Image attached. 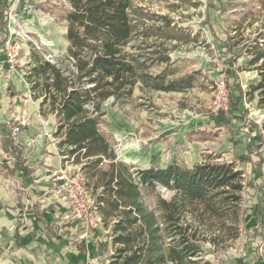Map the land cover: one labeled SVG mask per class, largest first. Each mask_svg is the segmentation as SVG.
I'll use <instances>...</instances> for the list:
<instances>
[{
	"label": "rangeland",
	"instance_id": "374dc122",
	"mask_svg": "<svg viewBox=\"0 0 264 264\" xmlns=\"http://www.w3.org/2000/svg\"><path fill=\"white\" fill-rule=\"evenodd\" d=\"M5 2L0 0L3 24L0 27V67L5 71L1 83L6 85L9 98L19 94L18 104L28 106L26 110H29L27 103L37 98L33 82L26 74L39 56L52 61L66 54L70 45L67 16L71 6L69 0ZM133 4L135 19L141 16L146 23L155 26L171 22L178 33L176 39L162 38L170 62L154 63L148 71L154 76L165 75L166 81L189 76L194 80L184 91H164L154 89V80L150 79L147 84L138 82L127 99L105 100L102 110L106 114L100 127L110 150L98 170H110L113 161H124L141 169L166 168L176 163L193 168L207 155L221 156L217 161H235L236 166L245 171V187L238 210L239 229L234 227L228 209L222 215L206 213L193 219L192 214H188L187 217L199 227L197 241L202 258L209 264H264V148L256 147V143L261 142L255 141L259 129L252 130L248 126L251 118L255 127L260 126L257 122L260 120L264 126V110L254 108L258 92L254 99L243 95L241 110L234 116L212 108L218 77L226 75L229 87L235 89L238 83L244 91L261 79L254 68L256 65H248L251 56L247 49L256 40L263 41L264 0H133ZM139 39L132 42L134 47L127 48L135 55L140 51L136 49L141 37ZM155 39L151 36L149 42ZM11 48H18L20 54L15 69L6 62V53ZM152 50L153 47L147 49L148 53ZM10 78L18 79L17 83L22 81L24 87L28 83L32 98L16 92ZM39 94L36 91V96ZM43 109V114L51 112L47 105ZM243 109L248 112H242ZM241 132L246 133L243 138ZM0 134L3 136H0V159L5 161L9 153L12 156L13 153L9 151L12 144L3 124ZM71 159L73 165L79 166L71 171L81 170L89 193L97 200L103 191L102 182L98 188L94 187L100 174L91 178V173L82 169L83 164L75 163L74 156ZM11 176L9 171H0V207L7 201L21 202L20 182ZM156 193L170 200L175 191L159 185ZM146 201L155 208L154 196L146 195ZM113 224L112 220L105 228L102 217L96 223L103 237L97 246L104 244L98 252L101 264H110L115 253ZM14 227L0 228V264H30L20 247L11 246Z\"/></svg>",
	"mask_w": 264,
	"mask_h": 264
},
{
	"label": "trees",
	"instance_id": "16d2710c",
	"mask_svg": "<svg viewBox=\"0 0 264 264\" xmlns=\"http://www.w3.org/2000/svg\"><path fill=\"white\" fill-rule=\"evenodd\" d=\"M69 3L70 45L66 54L54 61L39 56L26 76L33 82L35 97L42 98L41 112L47 105L59 118L55 135L64 137L60 145L70 148L68 154L74 156L75 163L83 164L82 169L89 171L91 178L100 174L94 184L98 188L103 183V191L97 198L99 213L105 228L114 221L112 236L116 249L110 264H209L202 258L197 241L199 227L194 226L193 219L206 213L222 215L228 209L234 227L239 229L245 171L235 161H217L221 156L207 155L193 168L176 163L146 169L113 161L110 170H98L110 150L100 127L106 114L102 110L105 100L127 99L138 82L147 84L150 79L157 90L184 91L192 86L193 76L166 81L165 75L154 76L148 71L154 63L170 62L162 38H178L176 27L171 22L150 25L141 16L135 19L133 0H69ZM151 36L156 38L153 43L149 42ZM140 37L136 48L140 51L135 55L127 48L134 47L132 42ZM261 38L263 41L256 40L247 49L251 56L248 65H256L260 81L246 91L238 83L235 89L227 83L230 106L227 112L220 113L234 116L241 110L240 98L246 95L254 99L256 92L257 110H264V37ZM151 47L154 50L148 53ZM36 91L41 94L36 96ZM248 126L259 129L252 118ZM257 139L261 142L256 147L264 148L260 134ZM12 153L15 161L0 162V169L7 168L14 174L23 171L24 166L22 151L13 146ZM159 185L175 191L170 200L156 193ZM146 195L154 196V209L148 205ZM16 222L18 229L21 221ZM94 232L99 235L98 229L94 228ZM18 242L22 244L20 238ZM101 246L104 244L100 243Z\"/></svg>",
	"mask_w": 264,
	"mask_h": 264
},
{
	"label": "crops",
	"instance_id": "0c3cea01",
	"mask_svg": "<svg viewBox=\"0 0 264 264\" xmlns=\"http://www.w3.org/2000/svg\"><path fill=\"white\" fill-rule=\"evenodd\" d=\"M4 72L0 67V127L10 117L25 121L17 143L11 142L9 147L11 152L13 146L22 151L24 170L14 174L10 172L11 177L20 182L21 202L3 203L0 207V228L15 226L11 246L20 247L30 264H101V254L93 253V250L100 252L101 249L97 246L99 239H103L100 237V227H85L78 221L69 223L62 216L66 207L64 199L57 192L61 182L58 176L79 166L72 164V156L68 154L70 148L60 145L64 137L55 135L59 118L54 112H41L42 98L27 103L29 110H26L28 106L18 104L19 94L9 98L6 85L1 83ZM9 80L11 84L15 83L16 92L32 98L28 83L24 87L22 81L17 83L16 78ZM257 104L256 101L255 109H258ZM48 132H52L55 138H48ZM240 135L243 138L246 133L241 132ZM7 159L14 161L15 157L9 153ZM0 162L3 160L0 159ZM2 170L9 171L7 168ZM28 170L31 171L29 174ZM17 219L21 221L18 229ZM94 228L100 230L99 235ZM19 238L22 244H19Z\"/></svg>",
	"mask_w": 264,
	"mask_h": 264
},
{
	"label": "built area",
	"instance_id": "2783aa9c",
	"mask_svg": "<svg viewBox=\"0 0 264 264\" xmlns=\"http://www.w3.org/2000/svg\"><path fill=\"white\" fill-rule=\"evenodd\" d=\"M19 56L18 48H11L7 51L6 62L10 64L12 69H15L18 65ZM246 105L248 106L247 101ZM229 106L230 99L227 79L226 75H223L218 77L215 81V97L212 108L217 112H227ZM257 122L260 124L258 133L261 135L264 145V126L261 125V120ZM4 126L8 131V138L13 144H16L25 126V121L10 117L5 120ZM46 136L52 139L55 138L52 132H48ZM58 179H60L61 182L59 183L57 192L64 199V206L66 207L63 218L68 221L78 220L83 223L85 227L96 225L101 219L98 202L96 198L89 193L86 177L81 170L78 169V171H70L62 174L58 176Z\"/></svg>",
	"mask_w": 264,
	"mask_h": 264
}]
</instances>
